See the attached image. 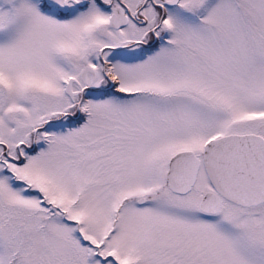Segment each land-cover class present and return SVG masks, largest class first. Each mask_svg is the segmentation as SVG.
I'll use <instances>...</instances> for the list:
<instances>
[{
    "label": "snow or ice",
    "instance_id": "obj_1",
    "mask_svg": "<svg viewBox=\"0 0 264 264\" xmlns=\"http://www.w3.org/2000/svg\"><path fill=\"white\" fill-rule=\"evenodd\" d=\"M0 264H264V0H0Z\"/></svg>",
    "mask_w": 264,
    "mask_h": 264
}]
</instances>
